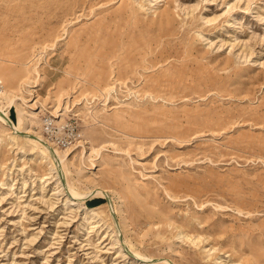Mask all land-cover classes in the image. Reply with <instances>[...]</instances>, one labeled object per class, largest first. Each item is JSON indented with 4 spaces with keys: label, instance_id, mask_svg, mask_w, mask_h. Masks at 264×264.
<instances>
[{
    "label": "rangeland",
    "instance_id": "1",
    "mask_svg": "<svg viewBox=\"0 0 264 264\" xmlns=\"http://www.w3.org/2000/svg\"><path fill=\"white\" fill-rule=\"evenodd\" d=\"M0 78V264H264V0H0Z\"/></svg>",
    "mask_w": 264,
    "mask_h": 264
},
{
    "label": "bare ground",
    "instance_id": "2",
    "mask_svg": "<svg viewBox=\"0 0 264 264\" xmlns=\"http://www.w3.org/2000/svg\"><path fill=\"white\" fill-rule=\"evenodd\" d=\"M33 68L35 69V71H39V69H38L39 67L34 66ZM38 76L39 77L38 78L36 77V79L34 80L35 82L37 81V83L35 85H39V82L38 81L41 82V78L43 77L41 73H39ZM25 83H27V82H25ZM23 89H24V86L21 85V87H19L18 90L19 91L20 90L23 91ZM19 94H20L19 92L17 93V91L16 92L9 91L5 87L0 91V117L3 118L4 120L10 122V123H13L12 124V128L14 129L15 132L20 131V130H16V128L14 126V124L16 125V123H14V121L12 119H10V117L8 116L7 112L4 109L3 102L4 101H7V102L8 101L9 102L11 101V103H13L16 100L15 97H18ZM21 97L23 99H21L22 100L21 102L19 101L18 112L21 115V117L24 118L25 115H24V106L23 105L26 103V100H25L26 98H24V96H21ZM9 102H8V104H9ZM45 102H46V97H45V100H43V102H41V105H40L41 108H42V110H44V108H45V106H44L45 105L44 104ZM65 108H67V107H65ZM57 111H58V109L57 110H54L55 116H60L61 114H63V113H60V112H57ZM36 115H37L36 112L29 113V115L24 120L25 121L27 120V121H29V122L32 123L33 120H34V118L36 117ZM25 133L28 134L27 132H25ZM37 136H38L37 138H31V140L32 141H35L38 145L40 144L42 146V147H40L41 152L45 156H47L49 158V160H48L49 162H53L54 163V161H55L54 159L57 158V160L60 159L62 161V163H65V161L68 159L67 154L70 152V150H68V149L67 150H64V149L63 150H60V149H58L56 147H53L52 143L49 140H47L44 135L38 134ZM94 178L95 177H93L92 180L94 181V185L97 187L95 189H99V190H97L98 191L97 194L102 193L104 191L102 189L104 186L101 185V183L98 182V181H96V179H94ZM76 192L77 191H75V193Z\"/></svg>",
    "mask_w": 264,
    "mask_h": 264
},
{
    "label": "built area",
    "instance_id": "3",
    "mask_svg": "<svg viewBox=\"0 0 264 264\" xmlns=\"http://www.w3.org/2000/svg\"><path fill=\"white\" fill-rule=\"evenodd\" d=\"M5 84L3 82V80L0 78V91L4 88ZM44 124H45V131L47 132V134L50 136V137H54V135H57L58 130H57V126L54 122V118L52 117H48L45 119L44 121ZM69 130H70V137H73L74 134H75V127L72 125L71 127H69ZM66 143H63V144H68V140H65Z\"/></svg>",
    "mask_w": 264,
    "mask_h": 264
}]
</instances>
